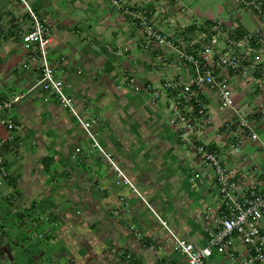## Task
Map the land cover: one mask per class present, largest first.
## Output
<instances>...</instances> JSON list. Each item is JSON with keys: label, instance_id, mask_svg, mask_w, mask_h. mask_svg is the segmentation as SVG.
<instances>
[{"label": "crops", "instance_id": "crops-1", "mask_svg": "<svg viewBox=\"0 0 264 264\" xmlns=\"http://www.w3.org/2000/svg\"><path fill=\"white\" fill-rule=\"evenodd\" d=\"M125 1L155 14L159 31L186 51L195 52L191 41L216 21L234 38L259 23L255 12L234 0ZM28 2L49 26L55 75L66 83L98 145L78 118L38 85L39 63L27 61L21 41V32L30 27L25 6L20 0H0V102L22 95L2 111L19 130L0 124L9 170L0 187V259L15 264H187L160 219L200 247L220 210L211 168L180 137V126L169 121L172 93L163 84L185 79L191 69L172 48H144L139 28L104 0ZM251 47V52L240 51L243 70L221 73L236 108L258 134L256 141H242L238 155L222 148L225 164L244 174L253 164L264 167V45L251 42ZM119 49L123 54L115 53ZM206 109L210 122L192 121L191 136L212 145L231 111L219 110L210 94ZM261 224L264 228V217ZM231 240L239 262L245 248L236 236ZM207 262L231 264L227 254L217 252Z\"/></svg>", "mask_w": 264, "mask_h": 264}, {"label": "built area", "instance_id": "built-area-1", "mask_svg": "<svg viewBox=\"0 0 264 264\" xmlns=\"http://www.w3.org/2000/svg\"><path fill=\"white\" fill-rule=\"evenodd\" d=\"M30 17L29 29L21 32L23 50L29 63L38 62L40 77L38 85L52 94L59 103L68 108L89 133L95 145H98L89 132V122L83 120L73 105L72 96L65 91L66 83L55 75L54 66L49 58V47L52 36L49 26L30 6L28 0H20ZM116 11L126 14L131 22L142 32L141 45L150 48H172L177 57L187 64L192 73L185 79H168L164 84L172 93L169 109L172 112L170 123L180 126V137L191 148L205 168H211L214 186L219 196L220 210L214 218L215 228H208L207 240L203 246L196 247L193 243L173 233L165 220L161 223L171 235L175 248L185 256L187 264H208L209 257L214 253H225L231 264H264V228L261 220L264 217V167L253 164L251 172L240 173L225 164V153L238 155L242 151V141L258 140V134L252 122L236 108L234 93L228 83L224 70L237 73L244 69L239 64L240 51H252L251 42L264 45V0H234L235 3L256 13L259 23L252 31L240 38H234L224 30L219 21L213 23L206 32H200L191 41L196 44V51H186L180 42L171 40L162 34L156 24L155 14L147 15L136 10L135 6L125 0H104ZM123 50H116L117 55ZM27 65V64H26ZM25 66V65H24ZM132 82L134 79L129 78ZM208 94L212 95L219 110L229 109L230 117L223 125L222 133L217 134L218 142H196L191 136L194 131L192 121L200 124L210 122L206 102ZM22 95L16 94L0 102V124L8 131L16 132L19 125L12 118L2 114L20 100ZM262 104H259L261 107ZM222 139L224 140L222 142ZM5 139H0V187L8 180L9 170L5 164L2 147ZM113 168L122 180L127 181L120 169L113 163ZM14 195V192L12 193ZM232 236H236L245 248V255L235 261L231 249ZM129 257V255H127ZM0 264H15L12 260ZM163 264H176L165 260Z\"/></svg>", "mask_w": 264, "mask_h": 264}, {"label": "rangeland", "instance_id": "rangeland-1", "mask_svg": "<svg viewBox=\"0 0 264 264\" xmlns=\"http://www.w3.org/2000/svg\"><path fill=\"white\" fill-rule=\"evenodd\" d=\"M171 115H172V112H171ZM87 133V132H86ZM88 134V133H87Z\"/></svg>", "mask_w": 264, "mask_h": 264}]
</instances>
